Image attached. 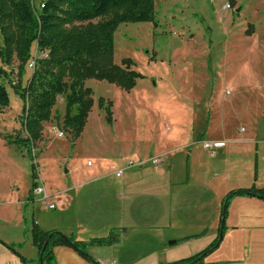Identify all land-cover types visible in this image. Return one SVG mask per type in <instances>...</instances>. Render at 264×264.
Returning <instances> with one entry per match:
<instances>
[{"label":"rangeland","instance_id":"obj_1","mask_svg":"<svg viewBox=\"0 0 264 264\" xmlns=\"http://www.w3.org/2000/svg\"><path fill=\"white\" fill-rule=\"evenodd\" d=\"M32 1L35 8L40 6V0ZM5 35L0 28V49ZM31 55L23 86L34 68L30 63L44 54L33 43ZM124 59H130L131 69L141 75L134 88L127 92L106 80L87 79L93 106L78 138L63 127L65 97L58 96L31 154L26 147L8 144L3 138L18 132L26 135L21 124L24 100L12 88L19 61L14 55L12 63L4 65L13 83L5 80L10 104L0 110V217L17 225L22 213L20 199L31 192L36 162L49 197L44 201L38 195L39 200L30 203L31 224L34 211L45 219L59 213L60 205L51 209L47 204L56 203L53 194H61L62 203L69 202L70 209L78 213L85 240L115 232L120 236L118 246L103 248V254L116 255L120 264H129L159 247L162 236L157 231L163 230H149L147 224L160 209L148 198V215L147 205L138 201L132 214L138 224L122 229L119 220L127 212L126 199L121 198L124 179L137 176L132 175V168L124 178H117L111 173L113 165L123 163V167L127 159L137 162L136 155L144 157L140 160L147 155L152 158L174 136L169 144L175 148L171 151L172 172L160 176L165 182L170 177L184 179L188 154L193 151L201 160L217 159V172L225 167L231 170L228 179H220L218 193L247 186L249 179H239L237 172L250 166L254 170L257 159L264 180V0H155L152 22L123 23L115 32L113 60L123 66ZM110 102L112 123L105 110ZM199 133H205L207 141L224 140L218 142L223 149L214 154L204 149V140L192 144ZM155 172L149 170V174ZM204 198L203 214L195 221L210 220L215 213L214 196L206 191ZM176 215L189 219L183 207ZM63 218L68 219V213ZM162 233L169 242L173 234H187L169 228ZM213 255L218 262L242 264L245 258L247 264H264V235L253 232L223 238L205 258Z\"/></svg>","mask_w":264,"mask_h":264},{"label":"trees","instance_id":"obj_2","mask_svg":"<svg viewBox=\"0 0 264 264\" xmlns=\"http://www.w3.org/2000/svg\"><path fill=\"white\" fill-rule=\"evenodd\" d=\"M42 1V2H41ZM35 8L32 0H0V28L6 34L0 49V110L10 104L5 84L13 80L4 65H10L14 55L19 61L15 92L24 100L22 130L14 135H3L8 144L21 145L29 154L42 137L43 122L51 119L52 108L58 96L65 97L63 127L78 138L93 106V91L85 85L90 78L106 80L129 92L141 75L131 69L132 61L124 59L123 66L114 62L115 32L123 23L152 22L155 0H40ZM44 54L33 59L35 67L23 86L27 62L32 59L31 47ZM105 107L109 123L113 122L111 106ZM103 107V100H100ZM35 159V158H34ZM33 183L28 200H34V189L39 185L38 165L34 163ZM236 195L255 196L264 199V188L251 186L230 191L223 199L219 236L206 249L191 257L166 264H203L205 257L221 243L225 219L231 199ZM30 233L37 248L41 264H57L54 248L72 247L87 259L90 246H110L119 241V235L111 232L105 237L89 241L77 240L74 234L60 230L45 231L32 222ZM22 243L9 244L16 251ZM21 256V255H20ZM22 257V256H21ZM25 261V258L22 257ZM96 264H100L95 262Z\"/></svg>","mask_w":264,"mask_h":264},{"label":"crops","instance_id":"obj_3","mask_svg":"<svg viewBox=\"0 0 264 264\" xmlns=\"http://www.w3.org/2000/svg\"><path fill=\"white\" fill-rule=\"evenodd\" d=\"M204 136L205 133H199L195 141L193 140L192 144L204 140ZM173 137L174 136L169 137V143L165 149L160 147L153 156L161 159L160 165L153 164L148 161L151 157L147 155L145 156L147 158L144 159L147 161L145 164L125 169L122 177L117 176L112 168L111 173L117 178H124L126 171L130 169L132 170V168V175L134 177L137 176L135 180L124 179V189L121 194V198L126 199L127 212L126 215L119 220L120 225L122 224V229L128 228L126 225L138 224L132 215L136 212V204L138 201H142L145 206L147 205L146 208L148 215L151 213V208L148 204H146V200L148 198L154 199L157 203V208L160 209L158 216L147 224L149 230H163L157 231L159 232V236H162L159 247L151 250L146 256L132 260L129 264H166L177 262L196 255L210 246L219 236L222 202L224 197L230 191L249 188L251 186L264 188V180L260 177L258 165L259 159H257V165L254 170L252 166H250L248 169L242 168L241 172H237V177L239 179L243 177L249 179L247 186H238L236 188H230V190L226 188L218 193V188L220 187L221 182L220 179H228L230 177L231 170L228 167H225L223 170L217 172V159L214 161L201 160L196 156L195 151L189 152L188 154V167L186 168V175L184 179L176 180L175 178L170 177L168 179L169 181L165 182L166 180L164 178H160V176L165 173L170 176V173L172 172L170 171L172 159L171 151L175 148H170L169 144H171ZM205 141L207 140H204V142ZM222 141L224 140L212 141L215 144L214 154L223 149V147L220 146L221 143H218ZM204 142V149L209 151V149L204 146ZM135 157L137 161H142L140 159L144 158L138 155ZM130 160L133 161L132 159H127L124 164ZM122 164L116 165V167H121ZM164 167L167 168L166 171H164ZM149 168L155 170L156 174H149ZM38 181L43 184V178L41 175ZM68 188H71V186ZM66 190L67 188L63 189V193L67 192ZM206 191H208L211 196H214L215 198V213L210 220H208L207 217H204L203 220L195 221V219H198L203 214L202 206L205 203L204 193ZM180 192L184 193L179 194ZM29 193L30 192L27 191L25 196L20 199V202L22 203L20 205L22 213L19 216L17 225L13 226L10 221H5L2 217H0V264H41L39 260L38 262L36 261L37 248L33 245L30 233L31 222L29 210L32 206L30 204L32 201L28 200ZM60 195L61 194L57 193L53 194L54 202H56L54 209H57L58 205H60L61 211L59 213H54L52 218L45 219L44 214L35 213L34 211L31 214L33 219L32 221L37 223L40 228L45 231L56 229L65 234H74L77 240L89 241L85 240V236L82 235L84 226L82 222H80L78 213L74 209H70L69 202H66L65 204L62 203ZM183 197H185L186 200L180 203ZM217 199L219 205L218 209ZM37 200H39V197L34 194L33 201L37 202ZM182 207L185 208V214H189L188 220L184 221L183 218H178L176 215V210ZM65 213H68L69 216L66 220L64 218L62 219V216H65ZM167 228L174 231L181 230L187 234L183 236L182 234H173L171 235L173 240L169 242L162 233ZM253 232L259 233L262 236L264 235V199L255 196L236 195L231 199L228 206L223 238L226 240L228 237L235 234L240 235L241 233ZM18 243H22V246L16 247L17 252H14L8 247L9 244ZM118 244L119 241L106 247L90 246L87 250L89 255L97 263L120 264V261H122L120 257L113 254H110L107 257L102 251L103 248L112 250V248H115ZM54 253L57 264H96L94 261H91L81 255L72 247L57 246L54 248ZM20 255L25 258V261ZM214 256L215 255L205 258L204 262L206 264H234L229 262L235 261L233 260L234 256L232 257L233 261L230 260L226 262L225 260L218 262L217 258H213ZM252 263L255 264L254 262ZM242 264H247V260L245 258L243 259Z\"/></svg>","mask_w":264,"mask_h":264},{"label":"built area","instance_id":"obj_4","mask_svg":"<svg viewBox=\"0 0 264 264\" xmlns=\"http://www.w3.org/2000/svg\"><path fill=\"white\" fill-rule=\"evenodd\" d=\"M42 2V1H41ZM41 2H40V5H41ZM30 67L33 68L35 67V63L34 61H32L30 63ZM60 135H63V133L61 132ZM204 146L209 149L212 153H214L215 151V144L212 142V141H205L204 142ZM148 161H150L151 163L153 164H161V159L158 158V157H152L150 158ZM147 161L146 160H142V161H137V162H134V161H127L125 163V165L123 167H116V166H112L113 167V170H114V173L119 176V177H122L123 174H124V171L125 169L127 168H131V167H134V166H138V165H143L145 164ZM34 194L36 195H41L42 196V199L44 201H46V199H48L49 195L47 194L46 190H45V187L43 184H41L39 182V185L37 187H35L34 189ZM55 203H50V204H47V207L53 209L55 208ZM109 264H113V263H109Z\"/></svg>","mask_w":264,"mask_h":264},{"label":"water","instance_id":"obj_5","mask_svg":"<svg viewBox=\"0 0 264 264\" xmlns=\"http://www.w3.org/2000/svg\"><path fill=\"white\" fill-rule=\"evenodd\" d=\"M67 171V170H66ZM68 172V171H67Z\"/></svg>","mask_w":264,"mask_h":264}]
</instances>
